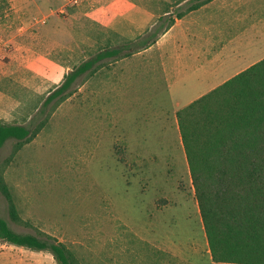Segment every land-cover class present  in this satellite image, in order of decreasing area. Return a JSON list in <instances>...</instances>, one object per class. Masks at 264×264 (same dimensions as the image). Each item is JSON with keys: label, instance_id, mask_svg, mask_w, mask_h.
Returning a JSON list of instances; mask_svg holds the SVG:
<instances>
[{"label": "rangeland", "instance_id": "1", "mask_svg": "<svg viewBox=\"0 0 264 264\" xmlns=\"http://www.w3.org/2000/svg\"><path fill=\"white\" fill-rule=\"evenodd\" d=\"M183 1L0 0V122L38 129L20 148L14 138L0 147L19 220L1 189L0 215L13 230L55 236L76 264H239L212 258L177 112L247 56L229 59L228 73L224 57L202 83L192 68L179 82L136 52L105 58L46 105L86 60L127 51L116 27L133 2L155 12L144 34L198 2ZM0 264L58 263L0 240Z\"/></svg>", "mask_w": 264, "mask_h": 264}, {"label": "trees", "instance_id": "2", "mask_svg": "<svg viewBox=\"0 0 264 264\" xmlns=\"http://www.w3.org/2000/svg\"><path fill=\"white\" fill-rule=\"evenodd\" d=\"M207 1L198 0L187 11ZM184 14L161 16L166 24L128 41L126 52L112 47L86 60L67 74L46 105L66 96L76 78L105 58L128 56L149 47ZM177 118L213 260L264 264V58L179 109ZM37 131L24 124L0 122V147L14 138L20 148ZM0 189L9 201L11 217L19 220L2 176ZM0 240L47 250L58 264H76L67 245L55 236L17 232L1 215Z\"/></svg>", "mask_w": 264, "mask_h": 264}, {"label": "crops", "instance_id": "3", "mask_svg": "<svg viewBox=\"0 0 264 264\" xmlns=\"http://www.w3.org/2000/svg\"><path fill=\"white\" fill-rule=\"evenodd\" d=\"M129 12L130 17L125 15V22L120 21L116 29L122 35L135 39L149 26L155 12L143 6L142 2H133ZM133 56L146 57L153 65L158 61L163 72L178 77L179 82L185 69L192 68L191 75L201 76L197 83L217 74L219 67L216 63L224 57L226 59L221 65L224 71L228 69L225 73L231 67L227 63L229 59L249 58L246 65L225 76L218 85L195 96L194 101L264 58V0H208L176 18L155 43Z\"/></svg>", "mask_w": 264, "mask_h": 264}, {"label": "built area", "instance_id": "4", "mask_svg": "<svg viewBox=\"0 0 264 264\" xmlns=\"http://www.w3.org/2000/svg\"><path fill=\"white\" fill-rule=\"evenodd\" d=\"M70 3L77 4L79 0H69Z\"/></svg>", "mask_w": 264, "mask_h": 264}]
</instances>
